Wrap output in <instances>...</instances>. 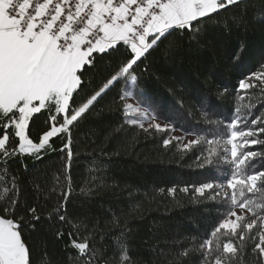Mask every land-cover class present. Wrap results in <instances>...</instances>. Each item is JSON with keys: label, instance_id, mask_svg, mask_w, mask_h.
<instances>
[{"label": "trees", "instance_id": "obj_1", "mask_svg": "<svg viewBox=\"0 0 264 264\" xmlns=\"http://www.w3.org/2000/svg\"><path fill=\"white\" fill-rule=\"evenodd\" d=\"M233 16L243 18L239 27ZM169 41L176 46L165 55L163 49ZM121 55L112 51L85 71L73 107L106 82ZM260 72H264V0H244L206 22L196 41L190 43L186 33L176 30L151 51L137 68L136 85L121 81L72 127L70 161L67 151H61L67 134L52 138V147L40 153L41 159L16 154L5 165L4 150H0V216L16 222L29 220L32 214L26 209L35 207L41 217L21 229L33 264H83L71 246L72 239H87L90 253L95 251L99 257L98 264H205L200 245L206 239L213 241L207 264L216 255L225 264H264V256L255 249L264 233L260 226L264 189L246 193L255 214L245 210L239 223L255 220L257 224L251 231L244 229L248 238L243 241L228 237L238 252L224 256L227 239L221 233L217 242L211 233L222 219L229 218V210L238 209L231 207L230 198L225 202L223 197L224 191L231 195L226 186L231 166L216 156L211 166L204 165L207 142L219 139L222 145L230 134L225 125L232 119L246 116L252 127L251 120L260 117L258 124L264 127V84L238 91L241 79ZM129 89L136 93L142 89L150 98L156 120L173 125L171 130L149 134L127 124L118 93ZM53 113L54 108L33 114L26 130L30 139L38 143L50 127ZM6 123L8 118L0 114V137ZM174 131L199 143L185 149L179 137L165 147L163 139H172ZM9 137L6 148L12 151L19 143L14 129L9 130ZM255 138L264 140V135ZM219 150L223 155L222 146ZM248 150L264 154V146L259 144ZM255 165L257 171L264 170V158L258 157ZM209 182L224 185L216 190L220 196L215 200L210 199L215 191L200 196L192 187ZM186 186L188 191H182ZM13 200L19 201L14 215L4 211L12 208ZM57 209L66 215V221H59ZM58 232L62 235L57 236Z\"/></svg>", "mask_w": 264, "mask_h": 264}, {"label": "snow or ice", "instance_id": "obj_2", "mask_svg": "<svg viewBox=\"0 0 264 264\" xmlns=\"http://www.w3.org/2000/svg\"><path fill=\"white\" fill-rule=\"evenodd\" d=\"M243 2L244 0H0V114L8 118V123L4 125V135L0 137V150H4L2 155L5 158L3 163L6 165L8 158L25 153L41 159L40 153L52 147L51 139L64 134L69 138L61 151H67L70 161L73 155L70 147L72 127L121 81L126 86L136 85L139 80L137 68L151 51L160 48L176 30L186 33L190 43L196 41L203 33L206 22ZM232 19L237 27L243 22L242 17L233 16ZM174 46L175 43L169 41L163 49L164 54L167 55ZM112 51H120L122 54L112 74L89 99L73 107L74 94L79 95L85 71L95 67L97 59L111 55ZM257 83L264 84V72L253 73L250 77L241 79L238 91L254 88ZM118 96L123 104V118L127 124L139 126L149 134L153 130L167 133L173 127L155 122V110L142 89L139 93L131 89L125 90L122 94L118 93ZM129 97L135 98L136 103L126 102ZM53 108L54 113L49 117L50 127L39 136L38 143L34 142L26 131L30 118L42 109ZM246 121V116H237L225 125L230 134L222 145L219 139L207 142L209 147L204 165L211 166L214 163L213 156L222 158L224 164L230 165L231 174L226 179V186L231 190V195L229 197L228 191L223 192L225 202L230 198L232 208L238 207L255 214L246 193L264 189V170L257 171L255 165L256 159L264 158V154L248 149L257 144L264 146V140L255 138L264 135V127L258 124L260 117L251 120L252 127ZM144 122H148L147 127ZM10 129H14V137L19 140L12 151L6 148ZM173 139L178 141L180 138L163 139V145L167 147ZM198 143V140H192L184 148L189 149ZM221 146L223 155L219 150ZM229 154L231 159H228ZM192 187L194 193L200 196L206 195L207 191H215L216 196L210 198L215 200L220 196V192L216 190L224 185L209 182ZM172 191L174 190L169 189V192ZM182 191L187 192L188 187ZM18 204V200H13L12 208H5L4 211L14 215ZM61 208L66 211L64 205ZM26 211L32 214L31 218L21 222L0 216V264H33L31 249L22 238L21 229L24 225L39 221L41 217L36 215L35 207ZM60 211L61 209H57L56 215L59 221L64 222L67 217L61 215ZM226 214L235 219H222L211 235L217 238V242L221 233L226 239H247L244 229L253 230L257 221L241 225L239 221L244 219L243 216L230 210ZM260 226L264 229V217L261 218ZM61 235L62 233H57V236ZM69 235L72 236L71 233ZM259 241L260 243L255 244V249L264 256V233L259 235ZM212 244L211 239H206L200 245V249L204 250L202 255L205 264L208 257L213 255ZM71 246L77 251V258L83 259V264H98L99 257L95 251L90 253L87 239L84 242L72 239ZM237 252L238 248L231 239L223 243L224 256H234ZM212 264H225V261L221 255H216Z\"/></svg>", "mask_w": 264, "mask_h": 264}, {"label": "rangeland", "instance_id": "obj_3", "mask_svg": "<svg viewBox=\"0 0 264 264\" xmlns=\"http://www.w3.org/2000/svg\"><path fill=\"white\" fill-rule=\"evenodd\" d=\"M126 102H128V103H133V104H135L136 103V101L133 99V97H129L128 98V100L126 101ZM141 107L143 108L144 106H142L141 105ZM156 123H160V124H162V125H167L166 123H164V122H161V121H155ZM145 123V127H147V123L148 122H144ZM173 137H182V139H183V145H186V144H188L190 141H192L193 140V137L192 136H190V135H185V136H183V135H181L178 131H174L173 132ZM235 212H237V214L238 215H241V216H243V215H245L246 214V211L245 210H242V209H236V210H234ZM229 218H232V219H235L234 217H229Z\"/></svg>", "mask_w": 264, "mask_h": 264}, {"label": "built area", "instance_id": "obj_4", "mask_svg": "<svg viewBox=\"0 0 264 264\" xmlns=\"http://www.w3.org/2000/svg\"><path fill=\"white\" fill-rule=\"evenodd\" d=\"M41 2H42V0H41Z\"/></svg>", "mask_w": 264, "mask_h": 264}]
</instances>
